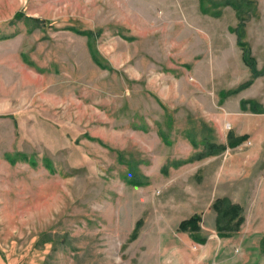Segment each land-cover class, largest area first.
<instances>
[{"label":"rangeland","instance_id":"obj_1","mask_svg":"<svg viewBox=\"0 0 264 264\" xmlns=\"http://www.w3.org/2000/svg\"><path fill=\"white\" fill-rule=\"evenodd\" d=\"M254 111L264 0H0V264H264Z\"/></svg>","mask_w":264,"mask_h":264},{"label":"trees","instance_id":"obj_2","mask_svg":"<svg viewBox=\"0 0 264 264\" xmlns=\"http://www.w3.org/2000/svg\"><path fill=\"white\" fill-rule=\"evenodd\" d=\"M203 1L204 0H201V2H203ZM228 4L233 6V8L237 9V5L235 3L228 2ZM204 10L207 11L206 8H204ZM235 33H236L237 38H238L237 45L242 49L243 62L250 69V71L253 75V79H256V78L262 76L263 71H259L257 69L256 60L252 56L251 51L247 47L246 43L243 42L242 31L237 29V30H235ZM251 83H252V81L244 84L243 86H241L240 89H245V88L249 87L251 85ZM242 103H243V106H245L247 102H242ZM229 138L231 140L232 136H229ZM245 139H247V136H244V137L240 138V140L239 139H237V140L244 141ZM230 144H231V141H230ZM213 148H216V147L212 146V150H213ZM222 149L225 150L226 147L223 146ZM217 151H219V150H217ZM214 209H216L217 214H218L217 215V224L218 225H221V223L224 220H227L228 225L234 224L235 226L236 225L239 226V224L241 225V223L244 221L243 217L241 216V208L239 206H235L233 204H230L228 200L221 199L216 204H214ZM200 221H201V216L196 214L193 217H191V218H189V219H187L181 223L180 231L190 233L195 242H198L200 244H204V243H206V239L200 237V235H199V233L201 232V228L199 225ZM218 229L220 231H222V228L220 226L218 227ZM222 236H223V234H222ZM261 248H262V252H264V238L261 241Z\"/></svg>","mask_w":264,"mask_h":264},{"label":"crops","instance_id":"obj_3","mask_svg":"<svg viewBox=\"0 0 264 264\" xmlns=\"http://www.w3.org/2000/svg\"><path fill=\"white\" fill-rule=\"evenodd\" d=\"M249 98L248 97H241L240 98V102L242 101V100H248ZM252 99H250L249 100V102H253V101H251ZM242 102H245V101H242ZM256 112V114H263L264 112H262V111H255ZM234 131H236V130H234ZM251 131L249 130V132H247V131H243V130H241V129H239L238 131H237V133L239 134V137L237 136H235L234 134H230V136H232V138H231V140H230V138L228 137V144H227V146H226V148H229V145L231 146V148H235V147H237V146H239V145H241V143H243V142H245V141H239L240 140V138H242V137H244V136H247V139H249L250 137L248 136L249 134L251 135V133H250ZM260 133V132H259ZM253 134H255V133H253ZM237 139H239V140H237ZM246 139V140H247ZM230 141H231V144H230ZM260 198H258L257 199V201H258V203L260 204L261 202H264V196H259ZM219 199V198H218ZM223 199V198H222ZM217 229V228H216Z\"/></svg>","mask_w":264,"mask_h":264}]
</instances>
